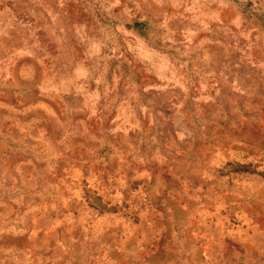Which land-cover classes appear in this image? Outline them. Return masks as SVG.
Listing matches in <instances>:
<instances>
[{
  "label": "rangeland",
  "instance_id": "374dc122",
  "mask_svg": "<svg viewBox=\"0 0 264 264\" xmlns=\"http://www.w3.org/2000/svg\"><path fill=\"white\" fill-rule=\"evenodd\" d=\"M0 264H264V0H0Z\"/></svg>",
  "mask_w": 264,
  "mask_h": 264
}]
</instances>
